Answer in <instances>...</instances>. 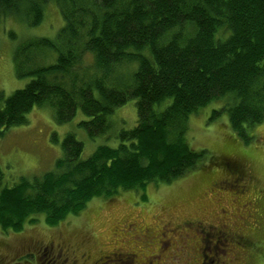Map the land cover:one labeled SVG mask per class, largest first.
Here are the masks:
<instances>
[{
    "label": "trees",
    "instance_id": "trees-1",
    "mask_svg": "<svg viewBox=\"0 0 264 264\" xmlns=\"http://www.w3.org/2000/svg\"><path fill=\"white\" fill-rule=\"evenodd\" d=\"M50 2L64 25L57 38L28 42L14 53L18 78L30 81L0 96V138L49 102L60 125L83 113L89 120L78 126L91 139L110 134V117L129 101L139 119L116 134V148L100 146L89 158L82 159L84 144L68 134L54 170L3 187L5 232L36 216L54 224L92 199L171 184L204 166L207 152L189 147L184 134L191 115L213 101L222 108L211 120L226 111L245 141L263 123L264 0H0V20L14 16L39 26ZM46 50L54 61L35 62ZM86 56L90 67L82 65ZM123 64L133 68L119 72Z\"/></svg>",
    "mask_w": 264,
    "mask_h": 264
},
{
    "label": "rangeland",
    "instance_id": "rangeland-1",
    "mask_svg": "<svg viewBox=\"0 0 264 264\" xmlns=\"http://www.w3.org/2000/svg\"><path fill=\"white\" fill-rule=\"evenodd\" d=\"M44 12L41 24L35 27L14 16L0 20V96H9L30 81V78H18L14 53L28 42L57 38L63 27L56 3H48ZM38 57L39 60L37 56L32 58L45 64L55 59L49 50L39 52ZM82 65L90 67L91 58L84 57ZM132 68L131 64H123L119 72ZM221 103L213 101L187 121L184 136L189 147L207 152V158L201 162L204 166L196 167L171 184L153 183L144 190L119 191L116 198L92 199L76 215L65 216L54 224H48L43 216H36V222H26L20 230L5 232L0 227V264H50V257L59 260L58 264L61 259L63 264H107L103 258L116 254L124 259L120 264H128L140 257L136 248L137 252L154 250V255H159L155 245L160 242L167 251L162 255L163 260L170 249L174 251L173 256H181L172 260V264H195L197 259L191 260L193 251L206 254V264H214L216 253L222 254L220 263L228 261L232 252L236 259L229 260L228 264H264V121L251 130L252 139L245 141L232 131L226 111L211 120L212 112L222 108ZM55 112L50 102L35 108L28 115L26 125L11 128L0 138V190L18 183L21 178L31 180L54 170L56 161L64 157L62 141L68 134L74 133L84 144L82 159L89 158L100 146L116 148L119 145L116 134L134 129L139 119L136 102L129 101L110 117L111 133L91 139L78 126L83 120H89L83 113L79 112L70 123L60 125ZM234 163L237 169L231 166ZM243 189L248 201H254L257 212L243 208V203L235 206L229 201L231 195ZM237 197L241 199L240 194L233 199ZM221 209L233 214L229 216L227 212L223 217ZM162 228L167 229L162 232ZM149 229L155 235L162 232V236L148 232L147 239L139 237ZM242 233L255 245H238L235 240L241 241ZM174 235L187 239L182 243ZM172 238L175 242L171 248L168 244ZM51 245V255H45L43 248ZM59 246L71 247L67 262L66 253L58 252ZM240 247L245 249L247 258L237 254L241 252ZM186 248V254L181 255ZM125 253L130 256L134 253L137 258ZM141 255L149 258L151 253Z\"/></svg>",
    "mask_w": 264,
    "mask_h": 264
},
{
    "label": "flooded vegetation",
    "instance_id": "flooded-vegetation-1",
    "mask_svg": "<svg viewBox=\"0 0 264 264\" xmlns=\"http://www.w3.org/2000/svg\"><path fill=\"white\" fill-rule=\"evenodd\" d=\"M235 165V164H234ZM236 166V165H235ZM237 167V166H236ZM240 194V196H241V199H239L238 197L236 198V199H233V197H235V196H238L239 194ZM236 192V193H234L233 195H231L230 197H231V199L232 200H229L232 204H234L235 206H237L238 205V203H243V205H244V207L243 208H245V209H251V210H253L254 212H257L258 211V209H256V207L254 206V201L253 200H249L248 201V199H247V192H246V189H243V190H241V191H239V192ZM238 194V195H237ZM250 194V193H249ZM222 195V194H221ZM218 196H220L219 194H218ZM251 196V195H250ZM211 199H213V198H211ZM217 201H219L218 199H216ZM235 201H238V202H235ZM242 206V205H241ZM162 208H164V207H162ZM242 207H240V209H241ZM225 209H221V215L223 216V217H226L227 216V212H229V216H231L233 213H232V211H224ZM256 214V213H255ZM160 216V215H159ZM168 216V215H167ZM228 216V217H229ZM167 218H169L171 221H173V219L172 218H170V217H167ZM228 219L229 218H227V221H228ZM248 219H249V217H248ZM248 219H247V221H248ZM244 223H246V222H244ZM155 225H157V227H159L160 225H158V223L156 222L155 223ZM163 229H167V228H162V232H163ZM146 233L145 234H143L142 236H139L138 234H136L137 236H139V237H141V238H146L147 239V236H146V234L148 233V232H150V233H152V236H159V237H161L162 236V232L160 233V234H154L153 232H151L150 231V229L148 230V231H145ZM243 235H242V238H241V241H237V240H235L237 243H239L238 245H240V244H243V245H249V247H251L252 245H255V243H252V242H250V238L247 236V234H244V233H242ZM175 236L176 237H178L179 238V240L180 241H182V243L187 239V238H185V239H182V238H180L178 235H174V237L173 238H175ZM173 238L171 239V241H170V243L168 244V246L170 247L171 246V248H172V244H173V242H175L174 240H173ZM216 241H217V239H215V242H214V244H216ZM163 242H160V243H158V244H156L155 246H157V251H159V255H154V253H155V251L154 250H152V251H150V252H144V253H141V251H139L138 250V252H137V248H136V253H138V254H140V257L139 258H137V256L133 253L131 256L129 255V254H127V253H125V255H127V256H129V257H134V258H137V260L134 262V260H132L131 262L129 261L128 262V264H172L173 263V261L172 260H176V258L178 257H181V256H178L177 254H175V256H173L174 254H173V250H171L170 249V253H169V255L168 256H166V258H165V260H163V257H162V255L164 256L165 254H166V250H165V247L163 246ZM130 246V245H129ZM123 247H125V244H123ZM122 247V248H123ZM44 249V251H46L45 252V255H51L50 253H51V251L53 250V247H52V245L51 246H49V248H46V247H44L43 248ZM48 249V250H47ZM240 249H241V252L239 253H237L238 255H241V254H244L245 255V249L244 248H241L240 247ZM188 250V248H186V250H184V251H182V253H181V255H183V254H186V251ZM43 251V250H42ZM58 252H60V254H63V253H66V258H65V261L67 262V260H68V257H69V255H68V253H72V250H71V247H69V246H66V247H62V246H59V249H58ZM145 253H151V255H149V258L148 257H146L145 255H141V254H145ZM199 253V254H198ZM198 253H196L195 251H193L191 254L193 255V257L191 258V260H194V259H197V262L195 261V264H202V262H204V264H206V258L208 257L206 254H204L203 252H198ZM60 254H58V255H60ZM190 254V255H191ZM216 256H214L213 257V263L214 264H228V262H229V260H235L236 259V257L234 256V254H233V252H232V255L230 256V257H228L229 258V260L228 261H223L222 263H220V261H221V259H222V254H218V253H216L215 254ZM117 256V257H116ZM121 256V255H120ZM119 255H114V256H106L105 258H103L104 259V261H107L108 263L107 264H120L121 263V261H123L124 259L122 258V257H120ZM194 256H195V258H194ZM246 256V255H245ZM111 257H115V259L116 260H114V259H112ZM182 257H184V256H182ZM202 258V261H201V263H200V259ZM246 258H247V256H246ZM104 261H103V263H104ZM172 261V262H171ZM48 262L50 263V264H58L59 263V260H57L56 259V261H55V259H51V257H50V259L48 260ZM56 262V263H55ZM245 263V262H244ZM61 264H63V262H62V259H61Z\"/></svg>",
    "mask_w": 264,
    "mask_h": 264
}]
</instances>
